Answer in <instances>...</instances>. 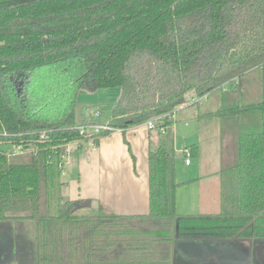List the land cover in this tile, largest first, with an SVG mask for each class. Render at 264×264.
I'll list each match as a JSON object with an SVG mask.
<instances>
[{"label": "trees", "instance_id": "obj_1", "mask_svg": "<svg viewBox=\"0 0 264 264\" xmlns=\"http://www.w3.org/2000/svg\"><path fill=\"white\" fill-rule=\"evenodd\" d=\"M38 81L46 100L35 97ZM102 89L119 90L107 125L121 134L164 115L168 129L176 107L223 90L205 115L219 120L222 141L232 132L237 141L236 162L219 173L218 215L174 213L169 134L148 153L146 215H78L82 200L63 201L65 146L111 133L77 129L99 123L93 109L78 112V95ZM2 146L35 153L16 162ZM189 151L197 157L196 145ZM7 219L34 222L36 264H171L174 228L182 240L264 239V0H0Z\"/></svg>", "mask_w": 264, "mask_h": 264}, {"label": "crops", "instance_id": "obj_2", "mask_svg": "<svg viewBox=\"0 0 264 264\" xmlns=\"http://www.w3.org/2000/svg\"><path fill=\"white\" fill-rule=\"evenodd\" d=\"M118 93L119 90H117ZM219 107L213 110L201 111L197 108L183 111V115L186 112L197 128L201 127V130L197 129L199 134L205 132L200 140H198V134L194 130L185 131L184 139L180 144L175 142L177 139L176 134L172 135L170 147H178L177 153L189 150L193 145L197 147V157L191 156V160L195 162L194 164L192 161L188 165L185 161L182 163L179 157H172V152L169 153L168 187L169 192L174 195L173 211L176 215L213 216L220 213L219 173L225 167H229L224 166L223 157L226 155L227 140L235 132H232V135L229 134V137L223 141L221 135L218 136L212 132L213 123L210 119L214 117L205 115L215 112ZM189 110L190 112H187ZM78 112L84 113L82 109H78ZM172 117L173 113L170 115L171 121L173 120ZM99 123L101 122L99 121ZM104 123H107V118ZM185 126L188 127L186 123ZM206 129L209 130L208 136ZM153 130L158 133L153 134ZM153 130H149L143 123L127 128L124 134H121L119 130H115L108 136L100 138L97 145L92 141L85 142V144L81 142L78 148L70 151V153L68 151L66 157L71 153L77 155L72 164L73 166L76 165L77 182L81 181L82 183L83 180V183L77 193H70L67 196V201L95 200L99 206L97 210L107 212L106 214L146 215L149 212L148 153L151 149L159 146L164 135L160 136L162 133L157 129ZM168 130L169 134L173 133L171 127ZM124 138L129 144L131 153L124 143ZM132 156L135 159L134 161ZM232 159H230V166L235 161ZM177 161H179L181 164L179 166L183 170L181 177L175 174V166L172 165ZM184 182L189 183L178 186L173 191L174 185ZM34 228L35 224L30 219L0 221V264H36ZM257 239L259 238H235L233 243H229L228 240L230 239L225 238L188 241H207L216 244L219 251H235L243 248L246 252L245 258L233 257L230 254L219 257L211 253L209 258L206 257V260L210 261L211 264H256L258 260L255 252L261 246ZM176 240H179V238L176 239L172 236L171 260L172 248ZM175 264L185 263L176 262ZM186 264H190V261H186Z\"/></svg>", "mask_w": 264, "mask_h": 264}, {"label": "rangeland", "instance_id": "obj_3", "mask_svg": "<svg viewBox=\"0 0 264 264\" xmlns=\"http://www.w3.org/2000/svg\"><path fill=\"white\" fill-rule=\"evenodd\" d=\"M44 82V81H43ZM42 81H38L36 86H34V89L41 90L43 89L42 87ZM42 87V88H41ZM37 90V93L40 95H35L38 100H43L46 98L41 97V95H44L46 97L45 93H40ZM118 89H102L99 90L95 93H80L77 97V109L79 108L82 109V112L86 113L88 115H92L93 117H96L101 123H104L106 121V118H104L105 112L107 113L111 104L116 101V98L118 96L117 94ZM223 90H217L215 92H212L205 96L200 104H195L191 105L188 107H185L184 110H174L173 111V117H172V123H171V130H173V133L169 134V130L167 129V132L163 135L160 134L163 138L166 137L168 134L171 137L170 140L172 141V135L176 134V143L180 144L184 137L185 131H196V134H198V140L204 136L205 132H202L199 134L197 132L198 130H201V127L197 128L196 124L192 122V120L189 119V115L185 114L183 115V111L188 110V109H197L199 108L201 111L203 110H213L221 105V92ZM93 109L92 111H96L98 115L95 116L94 113L89 114V110L87 109ZM101 111L103 114L101 115ZM187 112H190L187 111ZM211 123H213L212 126V132L214 134H217L218 136L221 135V126L219 123V120L217 118H212L210 119ZM185 123L188 125L185 126ZM192 127V128H191ZM173 128V129H172ZM191 128V129H190ZM198 129V130H197ZM209 129V128H208ZM206 129V133L208 136L209 130ZM204 131V130H203ZM153 134H157L158 132L156 130L152 131ZM232 135V134H231ZM228 144L226 146V155L223 157L224 159V166H230V159L235 160L234 163L236 162L237 159V141L234 135L231 136V138H228L227 140ZM85 144V142H83ZM178 146V145H177ZM4 149H7V152L9 153H15L12 157V161L16 162H28L31 157V150H28L27 152H24L22 154H16L17 151L13 147L7 148L6 146H2ZM75 148V143H69L68 146L66 147V152L63 156L62 159V171L63 174L61 173V180L63 182V187L61 190L62 193V199L63 201L67 200V196L69 194H75L79 191V187L81 186L82 183L81 181L77 182L76 179V171H75V166H73L72 162L75 161L77 155L71 153L68 157H66L67 152L73 151ZM179 148L178 147H170V151L172 152V157H179L184 163L185 161V154L183 153L184 151H180V153H177ZM181 149V148H180ZM183 153V154H182ZM22 155V156H19ZM18 156V157H17ZM234 156V157H233ZM189 161H192L193 164L195 163L194 160H191L189 158ZM233 163V164H234ZM175 166L174 171L177 176H182L183 170L180 168L179 161L176 163L172 164ZM223 166V167H224ZM74 180V181H72ZM78 215H91V214H106L107 212L101 211V210H94L91 208H80L76 210ZM176 239L178 237L176 236V230L175 228L173 229V234ZM233 239L228 240L229 243H233ZM259 243H261V246L256 249L255 255L256 259L258 260L256 264H264V239H257ZM201 243V244H198ZM213 253L214 256H226L227 254L232 255L233 257H243L245 258L246 252L244 249H236L235 251H219L218 246L216 244L209 243L207 241L199 242V241H188V240H176L175 245L172 248V260L171 264H175L176 262H183L186 264V261H190V264H211L209 263L210 261L206 260L209 258V255ZM207 257V258H206Z\"/></svg>", "mask_w": 264, "mask_h": 264}, {"label": "built area", "instance_id": "obj_4", "mask_svg": "<svg viewBox=\"0 0 264 264\" xmlns=\"http://www.w3.org/2000/svg\"><path fill=\"white\" fill-rule=\"evenodd\" d=\"M203 98H191L189 100H187L186 103L179 105L178 107L175 108V110H181L184 109L185 107L191 106V105H195V104H200L202 102ZM99 114V113H98ZM97 113H95V116L98 115ZM168 115H164V116H159V117H154L153 119L146 121L144 124L145 126L149 129V130H153V129H159L160 133L165 134L167 129L165 127L162 126V120ZM96 118V117H94ZM77 129L79 131L80 135H85V134H91V133H99L101 130H106V131H110L113 132L115 130H119V129H113L110 126L107 125V123H89V124H81L77 126ZM120 131V130H119ZM121 132V131H120ZM92 141V140H89ZM82 141H76L73 142L75 143V148H78L80 146V143ZM68 146V144L65 146V148ZM15 149V151H17L16 154H22L24 152H27L28 150L23 149L22 146H16L13 147ZM35 153V151H32ZM185 154V163L188 165L190 163L189 158H190V151L189 150H185L184 151ZM9 156H13L15 155V153H9Z\"/></svg>", "mask_w": 264, "mask_h": 264}, {"label": "water", "instance_id": "obj_5", "mask_svg": "<svg viewBox=\"0 0 264 264\" xmlns=\"http://www.w3.org/2000/svg\"><path fill=\"white\" fill-rule=\"evenodd\" d=\"M111 112H107L106 114H104V118H108L110 116ZM98 202L95 200H91V201H82L79 204L75 205V210H78L80 208H91L94 210L98 209Z\"/></svg>", "mask_w": 264, "mask_h": 264}]
</instances>
